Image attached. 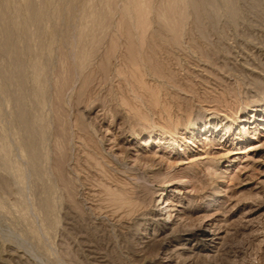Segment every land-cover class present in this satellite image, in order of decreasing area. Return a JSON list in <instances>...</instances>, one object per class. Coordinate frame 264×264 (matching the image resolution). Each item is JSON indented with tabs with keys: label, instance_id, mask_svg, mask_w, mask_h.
Instances as JSON below:
<instances>
[{
	"label": "rangeland",
	"instance_id": "1",
	"mask_svg": "<svg viewBox=\"0 0 264 264\" xmlns=\"http://www.w3.org/2000/svg\"><path fill=\"white\" fill-rule=\"evenodd\" d=\"M0 264H264V0H0Z\"/></svg>",
	"mask_w": 264,
	"mask_h": 264
}]
</instances>
